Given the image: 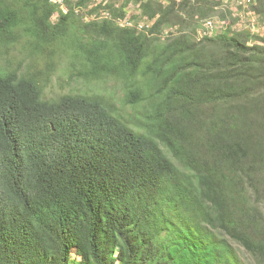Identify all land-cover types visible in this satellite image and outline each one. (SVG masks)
<instances>
[{
    "label": "trees",
    "instance_id": "16d2710c",
    "mask_svg": "<svg viewBox=\"0 0 264 264\" xmlns=\"http://www.w3.org/2000/svg\"><path fill=\"white\" fill-rule=\"evenodd\" d=\"M34 1L0 0V264H264V28L198 39L224 0H100L88 22L97 0ZM72 24L85 89L50 104ZM17 43L47 57L30 74Z\"/></svg>",
    "mask_w": 264,
    "mask_h": 264
},
{
    "label": "rangeland",
    "instance_id": "374dc122",
    "mask_svg": "<svg viewBox=\"0 0 264 264\" xmlns=\"http://www.w3.org/2000/svg\"><path fill=\"white\" fill-rule=\"evenodd\" d=\"M108 1H117L119 2L120 0H108ZM38 2V6L35 9H39V11L37 12L38 15H41V12L45 6V2L43 0H35L34 3ZM100 2V0L95 1L94 4H90L87 8H83L82 9V14H84V22H88L91 19H95L96 14L92 13L89 14V11H91V8L95 6V4H98ZM240 0H224V3L220 6L217 7L216 10H214L209 17H214V18H219V20L222 21L223 28L226 29L228 27H231L232 31H238V32H250L251 34V40L254 41L256 39L255 35L259 34V31L261 33H263V28H264V19L261 16H258V21H257V25L256 28H251L250 26V12L247 10V8L244 9V12H242V6L239 4ZM242 3L244 5H247L248 7L250 6L248 1L246 3V1L242 0ZM250 9V7H249ZM66 11V8L64 9ZM240 10V11H239ZM32 12H34V9L32 10L30 7L26 8L24 16H26V18H31L32 16ZM81 13H78V15H81ZM87 13L89 15H87ZM101 16L104 18V16L106 17V12H102ZM100 16V17H101ZM57 15L53 16V21L57 18ZM99 17V18H100ZM125 21H130L132 23V26H135V23L132 22L129 18H125ZM198 21V29H196L197 31L199 30L200 25L202 20L204 19H199L197 18ZM83 23V22H82ZM138 24L140 25H145L142 21L139 22ZM131 26V27H132ZM79 28L80 25L79 24H72V26L70 27L69 33L67 35V37H65V39L58 43L55 47V68H56V74L55 76H53L52 78V84L51 86H49L43 95V100L45 102H48L50 104H53L55 102H57L61 97L64 96H73L75 95L79 90H84L85 87L83 86V82L79 81L78 79L75 78V80L71 81L69 80L70 78H74L75 75H77V73L80 71V67H81V62H80V58H79V53L77 51L76 48H74V45L71 43H79L80 42V36H79ZM140 30V29H139ZM138 30V31H139ZM176 28L175 29H166L163 32L164 36L169 35V33H173L176 32ZM248 32V33H249ZM200 35H202V32L200 30ZM29 38H32L31 36ZM34 57L36 56H41L42 58H47L46 56H42V54H40V51L38 52H34L32 51V46L31 43L28 45V43H26L24 46H21V43H17V45L12 48L10 50V54L8 55V60H11V62H13L14 64H16L14 66V69H17V71H21L22 75H27L30 74L34 71L36 65L35 64H31L30 61H25L22 62V60H26L27 57H30L32 55ZM5 58H1L0 59V75L2 74H6L8 72H11L10 68L6 69L3 68L5 67ZM22 62V65H20V63ZM46 62V61H45ZM41 69V71L43 72L42 78H43V83L46 81H48L50 79V76L52 75V72L47 70L46 65L44 67H39ZM13 69V70H14ZM15 71V70H14ZM89 90L88 93H94L97 92L99 93L100 88L97 89V87H95L94 85H89ZM106 89H112V82H108L105 85ZM103 93H105V90H103ZM232 246H234L236 249L240 250V252H238L241 256L244 255L243 253V249H241L236 243L231 242Z\"/></svg>",
    "mask_w": 264,
    "mask_h": 264
},
{
    "label": "bare ground",
    "instance_id": "6f19581e",
    "mask_svg": "<svg viewBox=\"0 0 264 264\" xmlns=\"http://www.w3.org/2000/svg\"><path fill=\"white\" fill-rule=\"evenodd\" d=\"M50 2L52 4H56V5L62 6L61 8H62L63 12H67L68 11L67 9H66V11L64 10L65 7H64L63 1H61V0H50ZM239 4L242 6V9H241L242 12H244V9L247 8V5H244L242 3V0H240ZM247 10L250 12V16H251V18L249 20L250 26H251V28H256L257 21H258V17L252 11H250L248 8H247ZM125 20L126 19H124V20L119 19L118 20V23L120 24V26H122V27H131L132 26V23L130 21H125ZM138 29L142 30V25H140L138 27ZM200 30L202 32V35H200ZM222 30H223L222 21L219 20V18L216 19L214 17H211L208 20H206L203 23L202 28H200L198 30V39H201V38H203V37H205L207 35L214 34V33L218 32V31H222Z\"/></svg>",
    "mask_w": 264,
    "mask_h": 264
},
{
    "label": "built area",
    "instance_id": "2783aa9c",
    "mask_svg": "<svg viewBox=\"0 0 264 264\" xmlns=\"http://www.w3.org/2000/svg\"><path fill=\"white\" fill-rule=\"evenodd\" d=\"M61 1H63V3H64V6L66 7V1H64V0H61ZM74 1H79V0H74ZM76 10V13H81L82 12V8H80V7H76L75 8ZM144 24H146V25H148V26H151L152 25V21H146V20H144V21H142Z\"/></svg>",
    "mask_w": 264,
    "mask_h": 264
}]
</instances>
